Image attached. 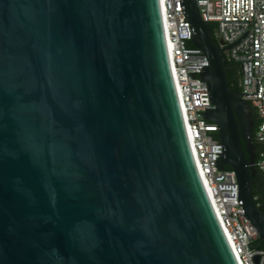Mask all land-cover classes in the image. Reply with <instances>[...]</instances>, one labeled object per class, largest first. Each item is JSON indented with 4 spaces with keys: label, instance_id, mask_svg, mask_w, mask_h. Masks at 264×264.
I'll use <instances>...</instances> for the list:
<instances>
[{
    "label": "water",
    "instance_id": "95a60500",
    "mask_svg": "<svg viewBox=\"0 0 264 264\" xmlns=\"http://www.w3.org/2000/svg\"><path fill=\"white\" fill-rule=\"evenodd\" d=\"M179 3L208 61L215 165L234 171L264 249L241 98L257 80L230 90L222 55L248 30L220 48L196 0ZM0 264H238L189 144L159 0H0Z\"/></svg>",
    "mask_w": 264,
    "mask_h": 264
},
{
    "label": "built area",
    "instance_id": "2783aa9c",
    "mask_svg": "<svg viewBox=\"0 0 264 264\" xmlns=\"http://www.w3.org/2000/svg\"><path fill=\"white\" fill-rule=\"evenodd\" d=\"M171 71L193 157L203 185L238 264H264V249L254 243L258 235L237 201L234 171L218 168L221 144L215 123L202 117L204 107H212L199 71L208 65L205 54L191 43L193 33L179 0H159ZM201 18L214 27L225 60L238 64L240 93L256 114L254 138L264 145V0H196ZM205 125V126H204ZM254 165L262 172L264 147ZM257 258V259H256Z\"/></svg>",
    "mask_w": 264,
    "mask_h": 264
},
{
    "label": "trees",
    "instance_id": "16d2710c",
    "mask_svg": "<svg viewBox=\"0 0 264 264\" xmlns=\"http://www.w3.org/2000/svg\"><path fill=\"white\" fill-rule=\"evenodd\" d=\"M212 35H213V41L215 44L218 45V40L214 36V27L212 24H209ZM224 69H225V75L227 79L228 86L230 90L232 91H239L240 90V69L237 63L233 61H228L225 60L224 63ZM253 111V110H252ZM257 118L256 115L254 116V125L253 129L255 128ZM251 139L253 141V144L255 146V159H256V154L259 150H261L264 145L258 142L254 138V133L252 132ZM247 157V154H245ZM252 180V194L255 200L256 205L261 211H264V186H263V175L262 172L258 169L256 165H254V171L251 176ZM254 246L256 247H262V242L257 239L256 242L254 243Z\"/></svg>",
    "mask_w": 264,
    "mask_h": 264
},
{
    "label": "flooded vegetation",
    "instance_id": "af4514ba",
    "mask_svg": "<svg viewBox=\"0 0 264 264\" xmlns=\"http://www.w3.org/2000/svg\"><path fill=\"white\" fill-rule=\"evenodd\" d=\"M253 109H251V119L253 121V124H252V128H253V125H254V116L256 115L254 110L252 111Z\"/></svg>",
    "mask_w": 264,
    "mask_h": 264
},
{
    "label": "bare ground",
    "instance_id": "6f19581e",
    "mask_svg": "<svg viewBox=\"0 0 264 264\" xmlns=\"http://www.w3.org/2000/svg\"><path fill=\"white\" fill-rule=\"evenodd\" d=\"M170 60V59H169ZM170 62V61H169Z\"/></svg>",
    "mask_w": 264,
    "mask_h": 264
}]
</instances>
